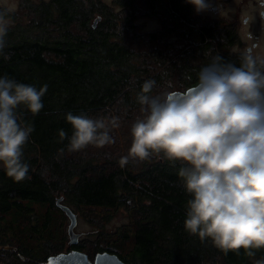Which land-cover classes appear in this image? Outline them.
Masks as SVG:
<instances>
[{"label":"trees","instance_id":"16d2710c","mask_svg":"<svg viewBox=\"0 0 264 264\" xmlns=\"http://www.w3.org/2000/svg\"><path fill=\"white\" fill-rule=\"evenodd\" d=\"M141 17L160 25L143 30ZM8 18L9 58L0 55V76L38 90L47 85L38 114L23 105L17 110L34 127L22 158L29 178L16 182L0 167V229L18 232L11 234L20 240L19 251L33 257L28 262L6 252L16 258L11 264H38L64 249L86 251L80 242L66 248L62 222L68 215L57 204L60 197L96 224L95 252L116 253L128 264L264 259V249H254L253 257L244 249L225 254L185 229L191 197L179 176L182 162L156 156L121 161L132 143L131 125L143 116L136 100L143 82L154 79L157 95L196 84L200 68L217 54L239 65L237 21L202 19L187 0H20ZM69 111L115 118L116 126L109 124L113 142L69 151ZM114 217L120 223L111 229Z\"/></svg>","mask_w":264,"mask_h":264},{"label":"clouds","instance_id":"9594fccd","mask_svg":"<svg viewBox=\"0 0 264 264\" xmlns=\"http://www.w3.org/2000/svg\"><path fill=\"white\" fill-rule=\"evenodd\" d=\"M187 2L198 13L213 7V0ZM11 12V7H0L4 59L9 58L4 49ZM259 15L264 18V12ZM247 36L251 43L240 53L239 65L212 56L200 68L197 83L183 92L153 95L156 81L145 80L136 96L143 116L131 125L132 143L121 161L156 156L182 162L179 176L191 197L185 229L211 240L225 254L244 249L253 257L254 249H264V43L251 32ZM46 91L47 85L38 90L0 76V167L16 182L29 178V165L22 158L34 131L17 110L23 105L38 114ZM66 120L73 129L69 151L113 142L109 124L116 126L115 118L93 119L69 111ZM59 136L64 139L67 133L61 129ZM255 264H264V259Z\"/></svg>","mask_w":264,"mask_h":264},{"label":"rangeland","instance_id":"374dc122","mask_svg":"<svg viewBox=\"0 0 264 264\" xmlns=\"http://www.w3.org/2000/svg\"><path fill=\"white\" fill-rule=\"evenodd\" d=\"M111 1V0H108ZM20 0H0V6L3 7H11L12 10H16L19 8ZM264 10V0H213V7L208 11L199 12L202 19H232L237 21L240 24V34L242 38V46L237 45L235 49L244 50L251 41L248 39L247 33L251 32L255 39H260L262 43H264V18L260 17V13ZM253 18L252 21H249V18ZM247 18V20H245ZM142 24L143 30H153L157 28L160 23L157 19L152 17H141L139 19ZM247 26V27H246ZM120 130V128H117ZM122 135V131H120ZM76 210V209H75ZM78 214V222L75 227L76 232L80 233V243H84L87 245V249H85L86 253L93 260L94 256L97 252H95V246L92 245V242L95 241L96 236V224H93L90 221V216L84 214L81 211L76 210ZM70 223V219L67 216L64 218L62 222L63 229L66 233V248L69 246V234H68V225ZM120 223V217H114L109 227L114 229L116 225ZM8 227V226H6ZM108 228V227H106ZM12 232H15L13 229L9 231V229H0V239L4 241H0V243H6L11 241L16 245L20 243L19 238L16 236L12 237ZM18 233V232H15ZM78 242V243H79ZM20 245V244H19ZM70 250V249H69ZM63 251H68L64 249ZM99 252V251H98ZM24 254V253H23ZM26 256V255H25ZM0 257H6L5 260L1 259L0 264H11L12 260L16 261L14 257L8 255L6 252L1 251ZM27 257V256H26ZM29 257V256H28ZM33 258L32 256H30ZM30 259L24 260L29 262ZM32 261V259L30 260ZM38 264H44V261L38 260ZM205 264H217L215 262H208Z\"/></svg>","mask_w":264,"mask_h":264},{"label":"water","instance_id":"95a60500","mask_svg":"<svg viewBox=\"0 0 264 264\" xmlns=\"http://www.w3.org/2000/svg\"><path fill=\"white\" fill-rule=\"evenodd\" d=\"M98 19H95L94 24ZM193 86V85H192ZM191 87V86H190ZM186 90V89H185ZM185 90H173L177 93ZM62 197L57 199V204L61 207L70 219L68 225L69 246L77 244L80 233L76 232L75 227L78 222V214L68 205L61 202ZM44 264H128L119 257L118 254L109 251H99L92 260L88 253L78 248H71L68 251H61L47 257Z\"/></svg>","mask_w":264,"mask_h":264},{"label":"flooded vegetation","instance_id":"af4514ba","mask_svg":"<svg viewBox=\"0 0 264 264\" xmlns=\"http://www.w3.org/2000/svg\"><path fill=\"white\" fill-rule=\"evenodd\" d=\"M262 12H264V10H262ZM245 20H247V18L245 19ZM1 251H4V252H7V253H10L11 255H12V253H13V255L14 256H19V257H21L23 260H28V259H30V257H26L22 252H21V249H20V251H19V245L17 244H15V243H12L11 241H9V242H6V243H0V252Z\"/></svg>","mask_w":264,"mask_h":264}]
</instances>
